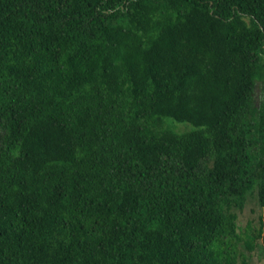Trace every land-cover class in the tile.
I'll return each mask as SVG.
<instances>
[{
  "label": "trees",
  "instance_id": "1",
  "mask_svg": "<svg viewBox=\"0 0 264 264\" xmlns=\"http://www.w3.org/2000/svg\"><path fill=\"white\" fill-rule=\"evenodd\" d=\"M262 80L264 0H0V264L264 256Z\"/></svg>",
  "mask_w": 264,
  "mask_h": 264
},
{
  "label": "rangeland",
  "instance_id": "2",
  "mask_svg": "<svg viewBox=\"0 0 264 264\" xmlns=\"http://www.w3.org/2000/svg\"><path fill=\"white\" fill-rule=\"evenodd\" d=\"M262 92L264 93V80L256 82L254 88L255 100L259 99ZM176 127L181 129L184 125L182 123H176ZM261 211L262 208L257 204L254 193L247 195L242 208L236 211L237 229H243L246 222L257 225ZM256 241L258 242L259 239ZM244 252L245 254H248V259L251 264H264V256L258 245H255L252 249Z\"/></svg>",
  "mask_w": 264,
  "mask_h": 264
}]
</instances>
